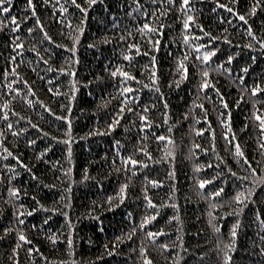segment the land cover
I'll return each instance as SVG.
<instances>
[{
	"label": "trees",
	"instance_id": "1",
	"mask_svg": "<svg viewBox=\"0 0 264 264\" xmlns=\"http://www.w3.org/2000/svg\"><path fill=\"white\" fill-rule=\"evenodd\" d=\"M252 2L8 0L0 264H264V7L251 15Z\"/></svg>",
	"mask_w": 264,
	"mask_h": 264
},
{
	"label": "snow or ice",
	"instance_id": "2",
	"mask_svg": "<svg viewBox=\"0 0 264 264\" xmlns=\"http://www.w3.org/2000/svg\"><path fill=\"white\" fill-rule=\"evenodd\" d=\"M87 2H88V4H89V6H91L92 4H94V3L96 2V0H87ZM234 2H235V0H234ZM72 3H73V4H76V0H72ZM183 3H184L185 5H188V4H189V0H183ZM217 3L219 4V0H217ZM28 5H29L30 7H32V8H33V11H34V6L32 5V0H28ZM76 6L79 7V8H82V11H83V12H87V11H88V8H85V7H83L82 5H78V4H76ZM10 7H11V4L8 3V0H0V12L8 13ZM223 7L227 8L228 6L225 4V5H223ZM262 7H264V5H262V4L260 3V0H253V2L250 4V7H249V13H250L251 15H255L257 9H258V8H262ZM64 11H67V9H64ZM237 15L239 16L240 20H242V21L246 19V17H245L244 15L240 14L239 12H237ZM191 19H193V17L189 16V17H188V20H191ZM16 20H17V18H16L15 16H12V17H11V21L16 22ZM188 20H185V21H184V26H185V28L189 27V25H188ZM37 22L39 23V21H37ZM14 26H15L16 28H19V27H20V24H19V23H15ZM40 27H43V25L41 24ZM144 27H145V28H148V27H150V26H149V25H144ZM161 27H162V26H161ZM249 30H251V27H250V26H249ZM28 31L31 32L32 29H28ZM153 31L159 32L160 29H159V28H158V29H154ZM252 34L255 35L254 32H253ZM44 35L47 37V39L51 40V37L48 36L46 32L44 33ZM121 39H124V37H121ZM185 39H187V37H185ZM260 43H261V45H264V39H261V40H260ZM252 46H253V45H251V44L248 45V47H250V48H251ZM65 47H66V46H65ZM133 47L138 49V48H139V45H133ZM153 47H155V45H153ZM73 51H75L74 48H73ZM211 55H213V53H211V52H205V53L203 54V59H204L205 61H207V60L210 58ZM198 58H199V57H198ZM152 59L154 60V57H153ZM227 59H228L229 61H231V60L233 59V57H232L231 55H229V56L227 57ZM181 66H183V63H182V62H181ZM61 71H65V69H61ZM243 71L246 72V71H247V67H245V68L243 69ZM185 72H186V68H185ZM112 75H116V72H112ZM121 75L124 76L125 78H129V77H130L131 79L135 80V77H134V76H131V73H129V72H126V71H125V72H121ZM203 75H204V76H207L208 73L205 72ZM152 78L155 80V79H156V76L153 75ZM203 87H208V83L205 82V83L203 84ZM18 91H19V90H18ZM124 91L130 93V92H132V88H130V87H129V88H125ZM258 91H261V86H260V85H255V86L252 88V92H253V93H256V92H258ZM29 103H31V101H29ZM221 103L223 104L224 108L227 109V107H228L227 103H226L225 101H221ZM62 107H63V105H62ZM123 107H124V105L121 104V108H123ZM201 107H203V105H201ZM49 111H51V109H49ZM5 116H7V112H5ZM62 119L68 121V132L70 133V131H71V121L69 120V118H68L67 116L62 117ZM142 119L147 120L148 118H147L146 116H142ZM258 119L261 120L260 128H261V129H264V117H258ZM224 122L227 123V121H224ZM116 123H117V120H116L115 118H113V119H112V124H109V125H108L109 130H111V128H112ZM8 127L11 128L12 125L9 124ZM37 127H38V126H37ZM199 131H200V132H204V129L201 128ZM0 134H2V133H0ZM90 134H91V133H90ZM225 135H227V133H225ZM157 138H158V139H161V140H163V139H168L167 137H157ZM68 142L70 143V140H69ZM28 143H29V144H34L35 141H29ZM197 147H199V146L197 145ZM235 147H236V152H237L240 156H243V153H242V151L240 150V146H239L238 143L236 144ZM45 151H47V149H45ZM141 151H143V149H141ZM68 154H69V156L71 155V148H70V147L68 148ZM41 155H43V153H41ZM149 155H150V154H149ZM128 159L131 161L132 164H136V163H138V161L133 160L131 157H129ZM21 163H22V161H21ZM25 167H27V165H25ZM68 171H70V170H68ZM251 171H252V172H255V169L253 168V169H251ZM209 182H210V181H208V180H201L199 183H200L201 186H203V185H205V184H207V183H209ZM152 183H156V181H153ZM125 188H126V185H122V186H121V189H120V193H123L124 190H125ZM222 190H223V189H218L217 191L211 193V195L216 196V195H218ZM250 191H251V190H249V192H250ZM11 192H12L13 194H16V193L19 192V189L13 188V189H11ZM120 193H117V195L119 196ZM245 198H247V199H251V196H250V195H247V196H246V194H245L244 192H237L236 195H235V197H234V199H235L237 202H242V200L245 199ZM108 199H109V201H111L112 198L109 197ZM149 202L151 203V201H149ZM40 207L43 208L44 206H43V205H40ZM32 211H36V209H33ZM52 211L55 212V211H57V209L53 208ZM24 214H25V213H20V212L17 213L18 216H23ZM65 215H67V214H65ZM20 223H23V220H21ZM144 223H147V220H145ZM238 224H239V221H237V225H238ZM233 227L235 228L236 225H234ZM4 231H5V233H7V232L9 231V229H8V228H5ZM161 231H162V230H161ZM231 234H232L233 236H235V235H236V232L233 231ZM148 235L151 236V235H153V234H152L151 232H149ZM20 239H21V240H27V237L21 233V235H20ZM52 239L55 240V239H57V237H56V236H53ZM167 246H168V245H165V247H167ZM229 259H230V258H229ZM149 264H150V261H149Z\"/></svg>",
	"mask_w": 264,
	"mask_h": 264
}]
</instances>
